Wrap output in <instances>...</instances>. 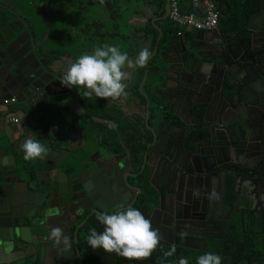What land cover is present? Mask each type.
<instances>
[{"label":"flooded vegetation","instance_id":"obj_1","mask_svg":"<svg viewBox=\"0 0 264 264\" xmlns=\"http://www.w3.org/2000/svg\"><path fill=\"white\" fill-rule=\"evenodd\" d=\"M61 2L0 0V104L3 99H13L10 105L21 104L28 127L22 138L0 136L16 154L14 162L17 159L21 165L11 169L4 157L0 180L23 172L43 192L38 197V205L43 206L40 217L24 224L23 241H11L9 227L1 230L0 239L55 243L50 230L61 227L69 238V250H60L55 264H178L181 256L196 264L205 252L220 255L222 264H264V104L256 94L250 96V105L239 99L251 77L264 93V0L241 4L233 0L229 10L218 11L212 29L179 34L167 17L158 19L165 13V2L160 17L150 16L154 6L150 4L144 9L149 15L127 18L123 0H80L70 11ZM134 5L132 1L127 7ZM37 20L44 24L38 34ZM122 24L128 35L121 33ZM49 31L55 33L47 37ZM105 44L118 46L133 60L143 49L151 52L145 67L127 69L126 96L118 101L94 95L87 99L82 88L60 83L71 62ZM168 45L172 58L164 56ZM225 46L236 59L247 62L249 71L238 73L239 83L226 74L227 82L220 84L225 98H215L208 110L203 103H195L191 112L164 105L162 118L168 126L157 147L160 155L143 160L158 112L154 86L161 61L178 59L183 50L193 48L200 55H214L207 60L210 63L229 62ZM22 54L26 57L15 62ZM159 54L164 57L159 59ZM18 79L19 84L13 82ZM5 92L13 96L3 98ZM206 99L201 96L198 101ZM241 124L245 138L233 140L228 129ZM28 138L46 145V158L23 159L21 144ZM235 141L243 146L234 145ZM50 169L53 183L46 176ZM33 205L31 201L17 214ZM129 206L139 209L159 230L163 250L175 244L173 257L163 258L158 249L150 259L129 261L88 246L90 229L103 231L97 213ZM52 208L59 214L48 216Z\"/></svg>","mask_w":264,"mask_h":264},{"label":"water","instance_id":"obj_2","mask_svg":"<svg viewBox=\"0 0 264 264\" xmlns=\"http://www.w3.org/2000/svg\"><path fill=\"white\" fill-rule=\"evenodd\" d=\"M199 1V0H197ZM217 3V9L219 13L225 9L224 1L222 0H215ZM166 9L165 13L162 17L158 18L163 20L167 17L168 14V0H165ZM156 21V19H153ZM152 21V22H153ZM157 31L159 29L157 28ZM208 31V30H207ZM156 47V46H155ZM154 47V49H155ZM226 47V46H225ZM167 52L164 53V56L172 58L170 52L172 51L171 45L166 47ZM156 49L154 50V52ZM227 52V47H226ZM185 54L181 56L182 54ZM228 53V58L230 59L229 62L223 60V63L218 62H208L207 60L211 59L212 56L200 55L195 49H191V51L183 50L181 55L178 59H172L168 61H161L162 68H157V78L154 88L157 90L158 96V107H157V115L153 117L154 129H151L149 132L151 134V141L145 144V151L143 155V160L145 157L150 160L151 156H159L160 153L157 150V147L160 143V139L165 135L166 127L168 126V121L162 118V109L163 106H171L173 107L174 104L177 109L180 110H188L192 111L195 103H203L206 104L207 110L213 107L215 102V98L221 97L225 98L222 88H221V81H226L225 75L229 74L233 76L236 82H241V79L237 76L238 73H247L249 68L247 66V62L241 60V58L236 59L233 54L230 52ZM162 54H159V59L164 57ZM26 56H20L19 59H16L15 62L19 60V63L25 58ZM13 64L6 67V71H9L12 68ZM16 68L19 67L18 63L14 65ZM16 74V72H15ZM253 77H251L252 79ZM12 80V77L9 78ZM249 78L247 81L248 84L241 89V94L239 95V99L249 104V98L251 95L256 94L260 100V103L264 104V93L260 91L259 87L255 85V81H251ZM8 80V79H7ZM16 84L20 83V79L13 81ZM227 82V81H226ZM6 93V92H5ZM24 92H21L23 95ZM13 96L12 93H6L5 97L3 98H11ZM201 96H206L208 99L205 101H198V98ZM223 108L220 109L222 111ZM224 126H229L228 124H224ZM228 135L233 138V140H238L241 137L245 138V131L242 128V124L240 128L237 126H230L228 129ZM242 133L243 136H242ZM224 138V137H222ZM234 145L243 146V142H233ZM2 150V149H1ZM5 154L3 155V157ZM16 154L12 155L10 158L13 161L11 165H14V157ZM203 164V163H202ZM3 167V166H2ZM50 172V170L48 171ZM167 175V179L170 182H174L172 177L169 174ZM47 176V175H46ZM165 176V174H164ZM15 179V178H14ZM30 181V180H29ZM26 186L28 185V181L25 182ZM28 190L32 191L29 187L24 189L21 192V195L17 200L22 203V209L27 208L25 205L30 203L31 201L35 203V205L30 207L28 211L18 215L14 213V206L16 202V197L14 195V190L12 191V187L6 191H4L6 195V204H8V211L6 212V216H0V230L4 227H9L11 230L12 237L10 238L11 241L18 240L23 241L22 239V227L25 223H29L30 220L32 221L34 217H40V213L42 211V204L38 205L39 200V193L38 191L34 192L33 194L36 196L37 200H33L29 198ZM32 194V193H31ZM3 200V201H4ZM3 201L0 202L3 204ZM19 202V203H20ZM20 203V204H21ZM33 212V213H31ZM27 221V222H25ZM6 224V226H5ZM1 232V231H0ZM31 247L32 251L27 252V248ZM63 248V249H61ZM64 250V246L62 244L56 243H33V242H26V243H7L5 240L0 239V258L2 256H13L14 254H19L14 260L10 262L0 260V264H13V262H17L15 264H24L25 262L22 261L26 259L28 256H34L35 259L39 263L43 264H55L56 254L60 251Z\"/></svg>","mask_w":264,"mask_h":264},{"label":"clouds","instance_id":"obj_3","mask_svg":"<svg viewBox=\"0 0 264 264\" xmlns=\"http://www.w3.org/2000/svg\"><path fill=\"white\" fill-rule=\"evenodd\" d=\"M100 2L103 3V0ZM150 57L151 52L143 49L133 60L118 46L105 44L96 47L90 54H81L71 62L60 83L69 89L82 88V96L87 99L94 95L99 99L118 101L127 95V69L145 67ZM21 149L25 161L43 160L49 153L44 143L33 138L26 139L21 144ZM57 214L59 210L56 208L47 211L48 216ZM96 219L103 226V231L90 229L87 244L92 250L102 249L129 261L150 259L158 249L165 259L176 254L175 244L168 250H163L161 233L135 207L118 208L111 213H97ZM49 238L56 244H62L65 251L69 250V238L64 235L61 227L52 228ZM178 264H189V259L181 256ZM196 264H222V257L213 252H205L196 258Z\"/></svg>","mask_w":264,"mask_h":264},{"label":"crops","instance_id":"obj_4","mask_svg":"<svg viewBox=\"0 0 264 264\" xmlns=\"http://www.w3.org/2000/svg\"><path fill=\"white\" fill-rule=\"evenodd\" d=\"M177 1H178V7L179 8H182L183 10L190 9L188 0H177ZM222 1H224V4H225V9H224L225 11L229 10L230 7H231V5H234L233 0H222ZM245 1L246 0H239L238 3L241 4V3L245 2ZM216 7H217V3H216ZM190 11H191V9L189 10V12ZM145 14H148L149 15V13H146L144 11V13L142 15L143 16H146ZM133 15H135V14H133ZM137 16H141V15H137ZM132 19L135 20V17H133ZM8 106H11V105H8ZM8 106H2L0 104V136L7 135V136H12L13 138H16V137H21L22 138L23 135L26 134V131L28 130V127H27V124H26L27 123V120L24 117V115H22V112H21L22 111L21 110V104L20 105L18 104L17 106L14 105V107H12V108H9ZM8 117H16L18 119V121L20 122L19 124H21V126L19 127V130H18V128H16V125H14L12 123H8V122L5 121V119L8 118ZM1 143L2 144H0V160H3L4 157H5V159H8L9 158L10 161H9L8 165L12 169L13 166H11V164H12L13 161L10 158L12 156L11 150H10L9 146H7L6 143H4V142H1ZM4 154H5V156L3 157ZM19 164L20 163L16 159L15 162H14V165H16L15 167L17 169L18 168L19 169L21 168V165H19ZM47 176H48L47 178L49 179V182L53 183L54 182V175H53L52 169H50V172H48ZM26 181H28V185L27 186L25 184ZM11 187H12V191L14 190V195L16 197V200L21 195V192H23L24 189H27V187H29L32 190V191L28 190L29 198L30 199H32L31 196H33L34 195L33 193L36 192V191H38L39 197H41V195L43 193L41 190L38 189V187H37L36 184L35 185L32 184V182L29 181L26 178L25 173L23 174V172H18V174L12 175V178L10 180L7 179V178L6 179L4 178V179H1L0 180V199H1V201H3L4 199H6V195H5L4 191L7 192V190H9ZM52 187H53V184L51 185V187L49 189L50 194H53V188ZM17 201H19V200H17ZM19 202H16V204H15V206L13 208L14 213H18L19 211L22 210V203L20 202L21 203L20 204ZM7 211H8V204H6V201L4 200L3 201V204L0 202V213H3V215L6 216V214H7L6 212ZM3 231H4V229H3ZM31 251H32V249L29 246L27 248V252H31ZM18 255L19 254L16 253L13 256H10V255L2 256L0 258V260L6 261V262H10L11 260H14L16 257H18ZM22 261L25 262L24 264H34V263L40 264L35 259V257L32 256V255L26 257V259H24ZM15 263H17V262H13V264H15Z\"/></svg>","mask_w":264,"mask_h":264},{"label":"built area","instance_id":"obj_5","mask_svg":"<svg viewBox=\"0 0 264 264\" xmlns=\"http://www.w3.org/2000/svg\"><path fill=\"white\" fill-rule=\"evenodd\" d=\"M191 11L181 13L177 0H168L167 21L176 29V33H182L186 30L207 31L212 29L218 18V10L215 0H188ZM13 103V99H3L2 106H8ZM6 122L14 125L18 124L16 117H8Z\"/></svg>","mask_w":264,"mask_h":264},{"label":"trees","instance_id":"obj_6","mask_svg":"<svg viewBox=\"0 0 264 264\" xmlns=\"http://www.w3.org/2000/svg\"><path fill=\"white\" fill-rule=\"evenodd\" d=\"M113 1H116V0H113ZM123 1L125 2V10H127V8L129 9V7H127V5L130 4L132 1L135 3V5H134L135 8L130 9L131 10L130 14H136V15L143 16L142 15L144 13L143 10L144 9L146 10L150 4L154 5V6H152V11H151L150 16L160 17L163 14V6H164V2H165L164 0H123ZM189 10L190 9L183 10L182 8H179V11L181 13H187V12H189ZM146 26L148 27V24H146ZM149 30L153 31L152 29H149ZM29 174L33 176V172H30ZM34 264H37V263H34ZM119 264H131V263H123L122 262Z\"/></svg>","mask_w":264,"mask_h":264},{"label":"rangeland","instance_id":"obj_7","mask_svg":"<svg viewBox=\"0 0 264 264\" xmlns=\"http://www.w3.org/2000/svg\"><path fill=\"white\" fill-rule=\"evenodd\" d=\"M76 1H80V0H62V2L60 3L63 7L64 6H68L69 7V11L72 9V7H73V4L76 2ZM56 5L57 6H59V1H57L56 2ZM24 8H25V6H23ZM86 9H87V11L88 12H90L91 11V7H85ZM130 9V8H129ZM129 9L127 8V10L124 12V16H125V18H127L129 15H130V13H129ZM122 15V14H121ZM85 17V16H84ZM36 22V25H35V27H36V31H37V34L38 33H41V32H43V29H44V24H43V22L42 21H40V20H37V21H35ZM121 22V21H120ZM77 23V22H76ZM120 31H121V33L124 35H128V28L127 27H124V25L122 24L121 26H120ZM53 33H55V32H53V31H49V34L48 35H46L47 37H49V36H52L53 35ZM9 108H12V107H14V105H11V106H8ZM16 108V107H15ZM67 162H69V160H67Z\"/></svg>","mask_w":264,"mask_h":264}]
</instances>
